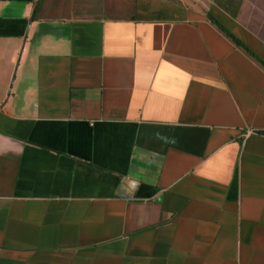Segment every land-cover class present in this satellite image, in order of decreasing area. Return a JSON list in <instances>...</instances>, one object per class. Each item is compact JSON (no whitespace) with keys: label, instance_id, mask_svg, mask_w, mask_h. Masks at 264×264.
I'll use <instances>...</instances> for the list:
<instances>
[{"label":"crops","instance_id":"crops-1","mask_svg":"<svg viewBox=\"0 0 264 264\" xmlns=\"http://www.w3.org/2000/svg\"><path fill=\"white\" fill-rule=\"evenodd\" d=\"M0 0V264H264V0Z\"/></svg>","mask_w":264,"mask_h":264},{"label":"trees","instance_id":"trees-1","mask_svg":"<svg viewBox=\"0 0 264 264\" xmlns=\"http://www.w3.org/2000/svg\"><path fill=\"white\" fill-rule=\"evenodd\" d=\"M240 0H225V7L228 8L232 15H235Z\"/></svg>","mask_w":264,"mask_h":264}]
</instances>
